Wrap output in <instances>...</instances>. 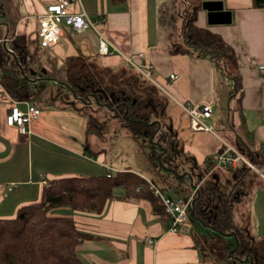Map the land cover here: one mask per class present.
<instances>
[{"label": "crops", "instance_id": "0c3cea01", "mask_svg": "<svg viewBox=\"0 0 264 264\" xmlns=\"http://www.w3.org/2000/svg\"><path fill=\"white\" fill-rule=\"evenodd\" d=\"M54 1L0 0V44H4V40L14 33H25L27 37L34 34L37 43L33 48L29 47V51L34 53V58H39L41 66H46V73L61 70L64 66L62 82L55 78L51 80L66 85L65 59L71 55L81 53L98 60L101 65L114 68L128 65L120 54H98L100 31L123 54L143 52L144 60L152 63V71L156 70L157 86L170 100L166 119L182 150L179 155L192 153L191 157L198 164L205 165L206 171L210 156L222 144L221 139L245 152L248 150L258 157L262 155L264 74L259 70V65L264 64V7L255 5V0H220L224 9L231 12L229 23L210 24L207 10L201 6L198 11L197 24L219 33L233 47L235 65L230 62L229 72L231 76H239V89L235 88L233 77L216 67L209 56L173 51L176 47L172 48L169 44L172 33L167 28L168 22H162L163 13L168 11L167 7L173 0H125L122 4L112 3L111 0H81V4L74 5V10H85L95 25L101 23L103 29H98L97 25L98 31L88 28L84 32L74 33L66 29L53 48L45 49L38 43L37 17ZM38 49L45 51L41 57L37 56ZM42 58L47 59L46 63H42ZM171 74H176L177 78H170ZM6 92L0 82V218L14 217L21 205L38 201L43 188L52 179L96 175L93 173L99 172L98 175H103L109 168L112 171L130 168L107 161L111 145L104 133L107 126L110 130L116 129L135 138L117 118L107 120L106 128L100 133L89 132L87 110L83 104L78 105L69 99L64 101L66 105L54 102L59 107L48 105L43 110L38 107L39 115L30 122L31 132L22 134L17 127L7 124L10 103ZM19 101L23 110L28 105L36 106L30 97ZM185 102L209 103L213 106L214 114L215 107L221 109L218 110L221 112L219 119H213V114L207 122L213 125L214 132L191 128L190 118L182 107ZM94 106L102 107L93 100L88 110L95 109ZM97 113L98 109L94 114ZM137 142L141 143L139 140ZM147 155L150 163L152 154ZM101 170L105 171L102 173ZM136 172L155 182L148 175ZM184 176L178 174L177 177L182 179ZM213 176L230 184L233 181V175L227 168L216 169ZM196 185L193 184V190ZM163 187L165 192L174 194L172 189ZM116 188L123 191L116 193ZM114 193L116 196L108 201L100 214L82 211L62 214L58 211L63 207L56 209L58 215H72L78 228L89 234L76 247L84 264H206L203 256L207 257L208 264H217L218 248L207 246L213 237L218 236L217 232L197 220H191L179 232H172L167 213L155 212L148 198L126 196L123 187H115ZM234 196L236 207L242 205L248 214L250 233L263 237L264 180L252 173L246 186L237 190ZM192 224L199 231L195 229L196 233L190 232L189 226ZM218 259L228 261L226 258ZM237 262L232 261L233 264Z\"/></svg>", "mask_w": 264, "mask_h": 264}, {"label": "trees", "instance_id": "16d2710c", "mask_svg": "<svg viewBox=\"0 0 264 264\" xmlns=\"http://www.w3.org/2000/svg\"><path fill=\"white\" fill-rule=\"evenodd\" d=\"M111 1L115 4L125 2ZM188 1H185L186 6L180 12L183 19L182 42L173 51L209 56L216 67L222 68L231 76L229 64L231 62L235 65L233 47L219 33L197 24L202 0ZM255 3L258 7H264V0H255ZM27 46L25 33H14L6 39L5 44H0L2 84L17 100H27L31 95L30 80L24 77L20 68H23L25 74L30 70ZM65 66V84L70 94L76 100H95L112 111L113 117L135 138L143 137L145 144L151 140L149 146L155 158L157 150L165 151L159 159L161 164L174 161L182 151L173 128L164 120L168 115L170 100L156 84L132 66L114 68L99 65L96 59L81 53L68 56ZM231 77L235 80V88L239 89V76ZM85 105L88 108L90 104ZM86 116L89 132L100 133L106 126L105 120L101 121L96 114L87 112ZM246 151L248 156L258 162L256 154ZM227 169L233 175L231 184L213 176L199 186L193 201L191 220L199 221L217 232L218 236H221L220 232L235 233L238 246L231 255L228 251L232 247L228 244L215 246L219 257L232 258L235 262L240 258L242 261H238L239 264H250V259L252 264H264V236H253L250 227H241L235 218L234 193L246 186L254 172L249 168ZM139 174L133 170H118L111 177L107 173L81 174L50 180L38 201L21 205L14 217L0 218V264H84L76 247L89 234L78 228L72 215H58L54 210L68 206L72 211L100 214L108 201L116 196L115 187H123L126 196L148 198L155 212L166 214L164 205L155 195L149 180ZM168 218L170 220L169 215ZM236 238L234 237V246ZM247 257L249 259L244 261Z\"/></svg>", "mask_w": 264, "mask_h": 264}, {"label": "rangeland", "instance_id": "374dc122", "mask_svg": "<svg viewBox=\"0 0 264 264\" xmlns=\"http://www.w3.org/2000/svg\"><path fill=\"white\" fill-rule=\"evenodd\" d=\"M185 1L186 0H175V1L173 0L172 3L167 7L168 11L167 12L165 11L163 13L162 22L164 24L168 22L167 28L170 29L172 33V36H171L172 39L169 41V44L172 48H174L177 45H180L182 42L181 26H182L183 19L180 15V12L182 8H185L186 6ZM96 25L98 29H103L101 26V23H96ZM35 43H37V41H36V37L34 36V34L28 35L27 50H28V60H30L29 61L30 70L27 75L29 76L30 79L34 80L30 82L31 83L30 84V87H31L30 98L37 107H39L42 110H43V107L48 106V105L59 107V105L54 104V102H57L58 104H61V105H66L64 101H69V99H72L73 101H76V103H79L78 105L83 104V108L87 110L86 112L94 113L95 110L98 109L97 116H100L101 118H103L105 120V123L107 120L109 121L113 120L114 117H113L112 111L106 109V107L94 106L95 109L88 110V108L85 107L86 105L83 101L74 100V97L71 96L68 87L64 85V83L63 85L60 84L62 82L61 80L65 76V74L63 75L64 71L62 72V70L64 69V66L61 70H54V71L49 70L48 73H46L44 71V68L46 69V66L45 65L41 66L39 58L38 59L34 58L35 57L34 53L29 51V47L33 48L35 46ZM29 52L31 54L30 57H29ZM43 52H45L43 49L39 50L37 56L41 57L44 54ZM42 60H43L42 63H46L47 59L42 58ZM96 62L99 65H101V63L98 60H96ZM61 67L62 65L59 66L58 68H61ZM60 71L62 72V74ZM155 73H156V70L152 71V76L157 80ZM52 78H55V80H58L60 83L54 80H51ZM0 82L2 83V79H0ZM162 89L164 90L165 87L163 88L162 86ZM218 110H221V109L219 108L216 109L215 107V114L213 110V114H214L213 119L220 118L221 112H219ZM160 120L164 123L162 119ZM164 120L167 122V119L164 118ZM210 120L211 119H207L206 122H209ZM117 124L119 123L117 122ZM105 128L106 126L102 130H104ZM119 132L121 131H117L116 129L115 130L108 129V126H107V129L104 131V133H106V137H109V141L111 142V145L109 146L108 155H107V158H108L107 161L111 163L112 165L117 164L118 166L121 165V167H130L128 170H135V171L142 172L148 175L149 178H153L159 186L161 187L166 186L167 189H172V192L174 194L176 193L177 195H180L183 197H187L190 195V193L193 191V184L199 183V185L202 186L203 184H205L207 180H211L213 177V175H208L201 182L206 172L205 165H203L202 163L198 164V162H196V159L194 157H191L193 154L189 152H185L184 154H180V155L177 154L176 155L177 158L175 157L174 161H171L172 163L167 161L164 164H161L159 162V159L165 151L160 152L157 150V152L155 153L157 154L156 158L155 156L152 155V160L149 163V161L147 160L148 158L147 153L149 155L153 154V151L151 150L149 146L151 145L149 143L151 140L149 142L147 141V143L145 144L143 137H139L135 139L131 135H124L123 133H119ZM114 134L116 135V138H114ZM137 140H139L143 145L139 146V144L141 143H138ZM120 162L122 164H118ZM149 166L151 168V171H150ZM156 166L157 168H155ZM175 169H177L179 173ZM104 171L105 170H101L102 173ZM117 171L118 170H114L113 173L116 174ZM106 172H107V169H106ZM93 174L98 175L100 174V172L93 173ZM103 174H106V173L104 172ZM178 174L179 175L184 174L185 176L181 179L177 177ZM225 183L227 184V182ZM119 190L123 191L122 188H116L115 192L117 193ZM234 198L235 196H233V199ZM56 212L57 210H54L55 214L74 213L68 206L61 208L58 211V213ZM235 218H236V221L238 220L240 222L239 225L241 227H247V226L250 227V221L248 220V214L244 212V210L242 209V205H238L236 207ZM187 226L188 225L186 224L182 228L187 227ZM189 227H190V232L192 233L195 232L196 228H194L193 224L190 225ZM197 231H199V229ZM234 243H235V239L233 236L231 237L217 236V237H213L207 246H226L225 244H228V246H234ZM236 247L237 246H234L233 248H231L228 251V254L231 255L232 250L233 249L235 250ZM218 258L219 256L217 255V260H216L217 262L215 261V263L217 264L218 263L219 264H233L232 258L225 257L226 259H228V261H220ZM203 259H205L204 260L205 263L208 264L207 257L203 256ZM237 264H239V262H237Z\"/></svg>", "mask_w": 264, "mask_h": 264}, {"label": "built area", "instance_id": "2783aa9c", "mask_svg": "<svg viewBox=\"0 0 264 264\" xmlns=\"http://www.w3.org/2000/svg\"><path fill=\"white\" fill-rule=\"evenodd\" d=\"M78 3L81 4V0H55L47 5L44 12L38 15L37 36L41 48H53L62 39L66 29H70L74 33L84 32L88 28L97 30L94 20L88 16L85 10H74V5ZM98 54L102 56L120 54L128 65H131L147 79L157 84L156 79L152 76L153 65L149 60H144L143 52H139L136 55L123 54L100 31H98ZM139 59L143 61H139ZM259 70L264 74V64L259 65ZM170 78H177V75L171 74ZM6 93L10 103L7 124L17 127L22 134H28L31 132L30 122L39 115V109L33 105H28L27 109L23 110L20 106V101L12 97L8 92ZM182 107L190 118V124L193 130L214 132L213 125L206 122L213 115V106L211 104L185 102L182 104ZM221 143L219 148L210 156V165L201 182L208 175H213V172L218 168H249L254 174L264 180V149L257 162L248 156L245 151L227 140L221 139ZM112 174L113 171L109 168L107 176L111 177ZM151 186L154 188L155 194L160 198L166 212L170 216V230L172 232H179L181 225H186L190 222V211L193 205L194 193L189 197H183L168 194L152 183Z\"/></svg>", "mask_w": 264, "mask_h": 264}, {"label": "water", "instance_id": "95a60500", "mask_svg": "<svg viewBox=\"0 0 264 264\" xmlns=\"http://www.w3.org/2000/svg\"><path fill=\"white\" fill-rule=\"evenodd\" d=\"M202 8L207 10L208 21L210 24L231 22V12L230 10L224 9L223 2L220 0H204L202 1ZM4 44H5V41H4ZM20 68L24 76H26L30 81H33L32 79L29 78L27 74H25V71L23 70V68L22 67ZM87 102L91 103V100ZM220 235L225 236V237H231V236L235 237L236 236L234 232H231V233L220 232ZM236 243L238 246L239 243L237 241ZM247 259L249 258L247 257L244 261H246ZM238 261L241 262L242 259L238 258ZM250 264H252L251 259H250Z\"/></svg>", "mask_w": 264, "mask_h": 264}, {"label": "bare ground", "instance_id": "6f19581e", "mask_svg": "<svg viewBox=\"0 0 264 264\" xmlns=\"http://www.w3.org/2000/svg\"><path fill=\"white\" fill-rule=\"evenodd\" d=\"M131 66V65H130ZM134 68V67H133ZM135 69V68H134ZM136 70V69H135ZM138 71V70H137ZM139 72V71H138ZM140 73V72H139ZM23 74V73H22ZM140 74H142V73H140ZM24 75V74H23ZM143 75V74H142ZM144 76V75H143ZM26 77V76H25ZM145 77V76H144ZM146 78V77H145ZM149 80V79H148ZM151 81V80H150ZM152 82V81H151ZM152 83H154V82H152ZM155 84V83H154ZM157 85V84H156ZM82 100V99H81ZM84 103H88L87 101H89V100H82ZM91 103H92V101H91ZM91 103H88V104H91ZM34 106V105H33ZM36 107V106H35ZM38 108V107H37ZM39 109V108H38ZM39 113H40V109H39ZM236 169V168H235ZM149 180V179H148ZM149 182H150V186H151V183L152 184H154L156 187H158V188H161V187H159L158 185H156V183L155 182H153L152 180H149ZM200 186V185H199ZM199 186L198 185H196L195 186V188H194V190H193V193H194V198H195V195H196V192L198 191V189H199ZM151 188H152V186H151ZM197 188V189H196ZM153 189V191H154V188H152ZM162 189V188H161ZM196 190V191H195ZM164 191V190H163ZM165 192V191H164ZM154 193H155V191H154ZM166 193H168V192H166ZM192 193V194H193ZM168 194H171V193H168ZM192 194H190L189 196H191ZM156 195V194H155ZM171 195H174V194H171ZM157 196V195H156ZM189 196H187V197H189ZM158 197V196H157ZM159 198V197H158ZM160 199V198H159ZM193 201H194V199H193ZM163 204V203H162ZM165 208V207H164ZM192 209H193V205H192V208H191V211H190V222H191V214H192ZM166 210V209H165ZM170 222H171V219H170ZM189 222V223H190ZM184 225H181L180 226V229H181V227H183ZM234 237V236H233ZM236 237V236H235ZM237 239V238H236ZM237 242H238V240H236ZM234 250V249H233ZM232 250V251H233Z\"/></svg>", "mask_w": 264, "mask_h": 264}, {"label": "flooded vegetation", "instance_id": "af4514ba", "mask_svg": "<svg viewBox=\"0 0 264 264\" xmlns=\"http://www.w3.org/2000/svg\"><path fill=\"white\" fill-rule=\"evenodd\" d=\"M236 246H237V243H236ZM241 264H244V263H241Z\"/></svg>", "mask_w": 264, "mask_h": 264}]
</instances>
